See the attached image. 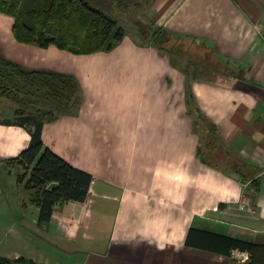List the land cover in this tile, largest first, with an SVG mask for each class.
I'll return each instance as SVG.
<instances>
[{
    "label": "crops",
    "instance_id": "0c3cea01",
    "mask_svg": "<svg viewBox=\"0 0 264 264\" xmlns=\"http://www.w3.org/2000/svg\"><path fill=\"white\" fill-rule=\"evenodd\" d=\"M113 3L143 5L148 20L124 29L111 50L90 54L20 43L14 19L0 13L2 56L76 80L78 104L47 120L41 139L92 177L84 202L58 203L39 225L40 208L18 182L21 168L9 162L29 147L33 126L5 100L14 107L0 110V244L12 247L1 257L249 264L247 252H212L201 245L210 236L190 230L264 243V0ZM157 30L168 47L158 46ZM12 170L31 207L23 203L30 213L8 227L2 203ZM244 194L251 212L240 208Z\"/></svg>",
    "mask_w": 264,
    "mask_h": 264
},
{
    "label": "trees",
    "instance_id": "16d2710c",
    "mask_svg": "<svg viewBox=\"0 0 264 264\" xmlns=\"http://www.w3.org/2000/svg\"><path fill=\"white\" fill-rule=\"evenodd\" d=\"M97 1L0 0V13L14 19L13 32L20 43L90 54L111 50L125 35L124 28L117 21L93 5ZM110 1L126 6L133 0ZM1 100H8L16 106L13 113L23 126H33L29 147L9 162L21 168L18 182L31 191L32 203L40 208L38 224H46L58 203L84 202L92 182L89 174L58 157L44 146L41 139L47 120L75 109L79 100L78 84L68 75L23 69L0 54ZM52 183L59 184V187L49 190ZM251 187L258 192L259 181L252 182ZM195 231L204 238L210 236L201 245L212 252L229 257L232 250H239L249 254V264H264V243L199 229H191L190 233ZM0 264L39 263L23 256L14 260L0 256Z\"/></svg>",
    "mask_w": 264,
    "mask_h": 264
},
{
    "label": "rangeland",
    "instance_id": "374dc122",
    "mask_svg": "<svg viewBox=\"0 0 264 264\" xmlns=\"http://www.w3.org/2000/svg\"><path fill=\"white\" fill-rule=\"evenodd\" d=\"M134 1V0H133ZM101 0L97 1V4L94 3V6L99 7L101 11L107 14L109 17L113 18L114 20L118 21L119 25L122 26L125 30L130 32H134L139 26H141V22L148 20V14L143 9V5H139V7L129 8L128 10H124L125 8H118L112 1L106 0L104 6L100 4ZM153 38L157 41L158 46H165L164 45V37L162 32L157 30L154 33ZM5 103V105H3ZM8 105H12L10 102L1 100L0 101V110L4 112L7 111ZM12 107H14L12 105ZM18 171L12 170V175L9 176V183L7 188H5V196L3 198L2 206L5 208L6 220L8 219V227L12 224L15 219H18L22 213H30L29 210L25 211L26 207H23V203H26L27 206L29 205V198L28 192L23 191L22 188H19L16 182V176ZM12 241L8 243H1L0 244V256L9 252V247H12Z\"/></svg>",
    "mask_w": 264,
    "mask_h": 264
},
{
    "label": "built area",
    "instance_id": "2783aa9c",
    "mask_svg": "<svg viewBox=\"0 0 264 264\" xmlns=\"http://www.w3.org/2000/svg\"><path fill=\"white\" fill-rule=\"evenodd\" d=\"M24 172H25V170L23 169L22 170V173H24ZM240 208L241 209H246L249 212L252 211L251 200H250V198L246 194L243 195V199H242V202L240 204Z\"/></svg>",
    "mask_w": 264,
    "mask_h": 264
},
{
    "label": "water",
    "instance_id": "95a60500",
    "mask_svg": "<svg viewBox=\"0 0 264 264\" xmlns=\"http://www.w3.org/2000/svg\"><path fill=\"white\" fill-rule=\"evenodd\" d=\"M59 187V184L57 183H52L48 186L49 190L57 189Z\"/></svg>",
    "mask_w": 264,
    "mask_h": 264
}]
</instances>
